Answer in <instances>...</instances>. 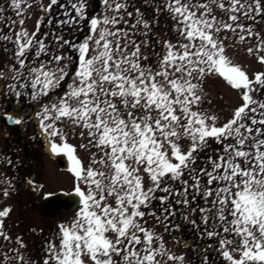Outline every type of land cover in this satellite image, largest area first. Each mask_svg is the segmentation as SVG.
I'll return each instance as SVG.
<instances>
[{
	"label": "snow or ice",
	"instance_id": "snow-or-ice-1",
	"mask_svg": "<svg viewBox=\"0 0 264 264\" xmlns=\"http://www.w3.org/2000/svg\"><path fill=\"white\" fill-rule=\"evenodd\" d=\"M11 5L20 9V0H11ZM55 5L65 7L60 0H49L41 10L50 13ZM70 6L84 18L82 3ZM126 9L124 2L115 4L117 12L133 17ZM153 11H166L180 38L176 43L163 41L165 51L156 54L154 63H148L150 54L141 51L152 47L151 42H137L131 34L140 29L147 37L158 21L155 16L149 21L137 8L127 31L102 29L98 38L93 40L90 34L78 46L55 35L58 49L67 46L78 53L71 75L64 63L70 57L54 54L45 43L47 33L37 38L43 21L31 34L21 30L13 38L0 33V41L13 45L10 63L0 62V97L39 103L71 80L58 101L43 106L38 116L50 152L66 155L71 163L79 210L70 224L58 225V244L46 245L39 264H160L157 257L165 251L162 244L154 247V242L162 237L146 227V217L165 231H179L181 225L172 224L178 217L199 229L196 214L209 237L220 232L233 236L221 240V245L231 244L239 254L237 258L222 249L228 264H264V72L250 78L232 63L224 41L217 38L221 32L235 33L241 42L254 38L258 43L247 51L264 64L260 54L264 37L242 22L264 19V0H162ZM119 22L116 17L91 18L90 33H96L101 23ZM109 37L115 38V44ZM90 41L96 47L93 56ZM210 76L222 78L240 93L241 104L222 124L217 115L199 110L204 100L202 82ZM3 115L12 125L23 123L21 117ZM57 122L81 129V138L87 135L88 143L80 147L96 150L87 166ZM145 177L150 181L147 187ZM2 195L8 197V190ZM11 211L0 210V238L9 241L3 218ZM16 243L19 248L0 250V264H37L21 254L20 249L27 247L22 238L17 237ZM167 259L184 262L183 255L169 254Z\"/></svg>",
	"mask_w": 264,
	"mask_h": 264
},
{
	"label": "rangeland",
	"instance_id": "rangeland-1",
	"mask_svg": "<svg viewBox=\"0 0 264 264\" xmlns=\"http://www.w3.org/2000/svg\"><path fill=\"white\" fill-rule=\"evenodd\" d=\"M124 2L127 4V11L133 13V17H128L124 11L117 12L115 4ZM195 3L196 0H193ZM20 9H15L11 5V0H0V33H6L10 36H15V33L25 30L28 33L35 31L38 21H43L41 24L40 34L37 38H41V34L47 33L44 37L45 43L51 46L54 54L66 55L70 59L65 60L69 67L70 75L76 66L77 51L74 48L65 46L58 49L54 43L55 35L62 36L65 40L78 46L83 43L90 34L93 35V40L98 38L99 31L109 29L115 31L117 28H122L125 31L134 23L135 10L140 9L146 19L152 21L154 16L158 23L150 29V34L145 37L140 29L132 33V39L137 42L148 39L152 47L148 49L142 48L141 51H147L150 54L148 63H154L157 53L163 54L165 49L163 41L170 40L176 43L180 38L172 30L173 21L170 19L166 11H161L154 14V7H158L162 0H60L59 5L53 6L50 13H44L41 6L46 7L49 0H20ZM71 3L84 5V18L76 16L74 9L71 8ZM28 5H31L29 7ZM111 6V7H110ZM67 10L68 15H65ZM18 13H21L18 15ZM217 17H221L222 13L216 10ZM76 17V20L68 24H60L58 21L70 20ZM119 19V23L100 24L96 33H90V19L103 18ZM226 19V17H223ZM23 19L24 24L19 21ZM51 21V23H48ZM127 21V23H125ZM244 24L251 27L254 32H259L261 37H264V19L258 17L255 21L245 19ZM11 29V30H10ZM123 37V34H121ZM218 39L224 41L226 46V54L233 64L239 65L250 78L254 77L257 72H263L264 64L258 62L256 54H249V47L255 48L258 43L254 38H249L243 42L239 41L238 36L232 32H221L217 36ZM115 44V38L109 37ZM161 41V43H157ZM124 43V39H121ZM0 62L7 65L10 63L12 56L13 45L8 42L0 41ZM90 56L96 55V47L92 41L89 42ZM132 48H128L131 52ZM264 54V53H260ZM71 83L70 79H66L65 84L54 94L49 97H42L41 101L33 102L28 98L17 100L13 96L0 97V210L5 207L11 208V213L4 219V232L11 237V240L0 238V250L8 252L9 249L19 248L16 243L17 237L22 238L26 248L20 249L25 260H33L39 264L40 258L45 254L46 245L51 241L58 244L57 231L58 225L70 224L79 210L59 213V221L55 222L50 217H45L40 214V206L43 201L58 192L70 193L74 191L76 183L74 176L69 171L70 161L66 155H54L49 150L48 137L43 134L39 121L38 113L42 111V107L51 106L56 103L61 95L67 91V84ZM204 93L203 103L199 105V110L207 114H215L218 116V123L226 122L232 115L233 110L241 104L240 93L233 90L230 86L218 76H210L202 82ZM13 112L23 118V123L15 127H9L5 123L4 113ZM58 127L64 129L68 133L67 142L76 148V155L87 166L91 152L95 149L81 148V144H87V135L81 138L78 133L79 128H73L70 124L67 128L63 123L57 122ZM9 137H6V134ZM56 142H60L56 140ZM184 147L187 146V141H184ZM215 147V145H213ZM95 167V165H93ZM29 181L40 186L38 194L29 193L27 186ZM146 187L150 181L145 177ZM8 190L9 196L4 197L2 192ZM149 224L146 227H151L155 232H167L164 228L157 226L156 221L151 217H146ZM212 226L220 231V226L213 221ZM223 233V232H220ZM223 240H232L233 236L229 233H223ZM233 245L225 244L224 248L230 251L238 258V253L233 252ZM225 264L228 262L225 261Z\"/></svg>",
	"mask_w": 264,
	"mask_h": 264
},
{
	"label": "flooded vegetation",
	"instance_id": "flooded-vegetation-1",
	"mask_svg": "<svg viewBox=\"0 0 264 264\" xmlns=\"http://www.w3.org/2000/svg\"><path fill=\"white\" fill-rule=\"evenodd\" d=\"M261 99H264V93H261ZM159 194L160 193H158V195ZM156 210L159 214L158 207ZM179 211L183 212L184 209L180 208ZM195 219L199 224V229L193 227L190 223H186L182 217H178L172 221V224L175 225L176 223H179L181 225L179 231H176L173 228V230L167 232V235L158 232L159 236L162 237V240L154 242V247H160L162 244L165 251V254L157 257L160 264H179V262L168 260L167 256L169 254L177 256L183 255V264H203L205 256L208 258L207 264H225V260L221 254L222 249H224V245H221V240H223L224 234L220 233L217 236L209 237L204 234L205 226L199 223V214L195 215ZM52 220L58 222L59 218ZM156 224L157 226H160V228H163V226L159 225L157 222ZM208 230H211V228Z\"/></svg>",
	"mask_w": 264,
	"mask_h": 264
},
{
	"label": "water",
	"instance_id": "water-1",
	"mask_svg": "<svg viewBox=\"0 0 264 264\" xmlns=\"http://www.w3.org/2000/svg\"><path fill=\"white\" fill-rule=\"evenodd\" d=\"M10 114L20 117L14 113ZM6 123L11 127L18 126L12 125L11 122L7 120ZM6 137H9V134H6ZM27 190L29 193L38 194L40 191V186L31 183L27 186ZM76 207H78V197L75 195V192H59L51 197L46 198L40 206L39 211L42 216H50L52 219L56 220L59 218V213L61 211H71Z\"/></svg>",
	"mask_w": 264,
	"mask_h": 264
}]
</instances>
